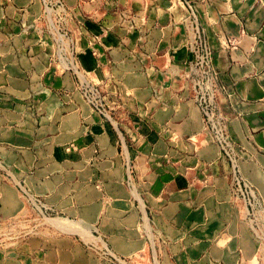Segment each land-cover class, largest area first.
<instances>
[{"label":"crops","instance_id":"0c3cea01","mask_svg":"<svg viewBox=\"0 0 264 264\" xmlns=\"http://www.w3.org/2000/svg\"><path fill=\"white\" fill-rule=\"evenodd\" d=\"M189 1L215 53L235 168L191 97L185 0H65L104 117L53 67L41 1L0 0V230L34 199L48 208L0 244V264H119L100 244L124 264H264L240 184L264 207V0Z\"/></svg>","mask_w":264,"mask_h":264},{"label":"built area","instance_id":"2783aa9c","mask_svg":"<svg viewBox=\"0 0 264 264\" xmlns=\"http://www.w3.org/2000/svg\"><path fill=\"white\" fill-rule=\"evenodd\" d=\"M44 1L50 3L48 0ZM185 3L189 8V13L193 21V35L189 42V48L193 53V58L187 71L191 97L198 107L206 126L211 131L221 154L229 161L232 167L235 168L238 163V147L229 131V119L217 103V95L220 86L215 53L200 27L193 4L189 0H185ZM56 4H58V7H60L62 11H66V5L63 0H56ZM47 14L50 18L51 38L54 43H56L54 60L62 64L64 72L76 75V88L84 101L99 114L108 116L109 109L106 96L96 83L85 77V72L82 71L79 66L78 52H80V49L76 44L75 38L68 31L56 27V24L51 18L50 10H47ZM64 43H67L68 48L65 49V51L63 47ZM245 185L248 189L249 204L254 207H260L264 214V207L256 190L247 183ZM34 200L35 204L39 205L41 208H45V204L39 198ZM254 221L255 217H249L250 224L254 223ZM252 231L255 233V231L258 230L253 228L252 225ZM255 235L257 234L255 233Z\"/></svg>","mask_w":264,"mask_h":264},{"label":"rangeland","instance_id":"374dc122","mask_svg":"<svg viewBox=\"0 0 264 264\" xmlns=\"http://www.w3.org/2000/svg\"><path fill=\"white\" fill-rule=\"evenodd\" d=\"M40 1L42 3V6H43L42 7L43 8L42 10L44 11V17H46L47 23L50 24V22H49V19L50 18H49L48 14H47V10H50L51 18L53 19L54 23L56 24V27H58V29L59 28H62L63 30L68 31L75 38L76 44H77V46L80 49V52H78V57L80 58V54L83 52L82 51L83 50V47L81 45V42H80L79 38L68 27L66 21L64 20L65 17L66 18H74L75 16H74L73 11L72 10H69V8H68L65 0H63V1H64L65 5H66L65 6V10L66 11H62L60 9V7H58V4H56V0H48V2H50V3H46L44 0H40ZM46 6H48V7H46ZM60 10L62 11V13H61ZM62 17H63V19H62ZM44 28L46 29V27H44ZM44 28L41 31H44L45 30ZM55 32H56V30H55ZM49 35L52 36L51 29L50 28H49ZM53 44H54V52H53V55H54L55 54L56 43H54V41H53ZM63 47H64V51H65V49H68L67 48V43H64ZM53 58H54V56H53ZM79 62H80V59H79ZM52 65L55 68V70L64 72V68H63L62 64L59 63L58 61L53 60ZM79 66L81 68V64L80 63H79ZM81 70L84 71L82 68H81ZM84 72H85V77L87 79L91 80L92 82L96 83L101 88V90L103 91L104 95H106V92L104 91L103 85L100 82L93 80L88 75V73L86 71H84ZM72 75L75 78V85L77 87V77L74 74H72ZM108 109H109V107H108ZM93 111L95 113L99 114L95 110H93ZM108 112H109V110H108ZM99 115H101V114H99ZM101 116L104 117V115H101ZM0 161H1V159H0ZM0 166H1V162H0ZM240 184L244 188L245 199L247 200L248 209H249V216L251 218H254L255 217V221H254V223L250 224V227L252 229V225H253V228H255V229L258 230V231H255V233L258 236L255 235L254 232L253 233H254L255 237L257 238V240L260 241L261 243H263V246H264V219H261V217H264V214H263V212H262V210H261L260 207H254L253 205L249 204V202H248L249 194H248V189L246 188V185H245L246 183L241 182ZM27 196H28V194H27ZM40 200L43 202L42 199H40ZM35 205H36V207H34V206L32 207V214H31V216H27L26 217V220L24 222H13L6 229L5 228H2L0 230V244H2L4 242H6V244H7L8 243L7 241H13L14 240L13 238L15 236H17L20 231L21 232L22 231H32L33 229H36L34 227H37L39 225V222H41V221L38 220V218L44 212L43 211L44 208H41L37 204H35ZM45 209H48L46 207V204H45ZM46 215H48V214H46ZM48 221L49 222H52L54 225H61V226L63 224H67V226H71L72 225V222H70L68 220L61 219V218H48ZM39 227H40V225L38 226V228ZM1 239H5V240H1ZM87 242H89V241H87ZM100 245L103 246V247L102 248L96 247V248L103 254V256H105L108 259H110V260H112V261H114L116 263H119V264L128 263V262H126L125 258H122L121 259L120 257H118L114 253V251L112 250V248L107 247V245H103V244H100ZM100 245H98V246H100Z\"/></svg>","mask_w":264,"mask_h":264}]
</instances>
